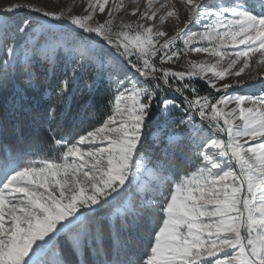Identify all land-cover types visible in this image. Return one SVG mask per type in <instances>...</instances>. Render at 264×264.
Masks as SVG:
<instances>
[{
    "label": "snow or ice",
    "instance_id": "snow-or-ice-1",
    "mask_svg": "<svg viewBox=\"0 0 264 264\" xmlns=\"http://www.w3.org/2000/svg\"><path fill=\"white\" fill-rule=\"evenodd\" d=\"M50 4L0 8L5 17L27 9L64 25H48L50 40L37 46L40 20L21 17L12 32L3 22L0 84L10 68L31 81L34 54L51 64L68 42L72 53L46 130L58 153L0 159V264H70L69 254L85 253L80 264H264V87L235 91L257 54L249 78L264 85V0ZM22 35L29 40L21 58ZM88 66L114 85L109 110L89 129H63L66 102ZM156 113L165 121L157 133L169 117L173 128L153 163L145 129ZM10 134L19 128L0 122V137ZM185 142L194 163L180 168L177 159L173 170L168 153ZM145 173L155 178L147 196L138 191Z\"/></svg>",
    "mask_w": 264,
    "mask_h": 264
},
{
    "label": "trees",
    "instance_id": "trees-1",
    "mask_svg": "<svg viewBox=\"0 0 264 264\" xmlns=\"http://www.w3.org/2000/svg\"><path fill=\"white\" fill-rule=\"evenodd\" d=\"M3 59L2 54L0 60ZM63 65L59 63L51 66L47 59L34 54L31 64L34 78L31 81L23 71L9 69L7 82L0 84V122L6 121L10 128L18 127L19 134L0 137V159L13 152L27 159H38L58 153V146L50 142L46 130L52 109L58 105L55 97L56 82L68 72ZM83 73L84 71L80 73L79 78L83 76ZM87 87L77 82L73 88V94L65 105V117L59 121L61 128L66 130L89 129L97 124L103 113L108 112V101L113 91L111 85L101 78L90 87L89 92ZM148 137L146 144L150 141L151 134ZM147 145H145V154L148 157L150 156L155 161L157 157L163 158V151L158 148V145L154 148L150 144ZM188 154L189 152L184 150L168 153V159L173 161V170L176 169L175 160L177 159L180 168L187 166L190 160ZM118 220L119 218L117 222ZM65 249L67 250V233L65 234ZM89 258L87 253L83 257L73 254L67 256L70 264H80L81 259Z\"/></svg>",
    "mask_w": 264,
    "mask_h": 264
},
{
    "label": "rangeland",
    "instance_id": "rangeland-1",
    "mask_svg": "<svg viewBox=\"0 0 264 264\" xmlns=\"http://www.w3.org/2000/svg\"><path fill=\"white\" fill-rule=\"evenodd\" d=\"M143 2V0H142ZM12 3H35V4H43V3H49V6H52L50 4V0H0V8H4L7 7L8 5L12 4ZM24 16H30L32 19H38L41 21V23L43 25H45V30L43 31H37L32 39V43L37 45V46H44L46 44V41L50 40V37L48 35V32L46 30L48 25H52L53 27H61L62 26L53 23L52 21H50L47 18L44 17H40L38 14L29 12V11H22L19 12L16 16H1L0 15V30L3 29V22H7L8 24V31L12 32L15 30V24L16 22ZM67 23V22H66ZM167 30H169L170 32L172 31L171 26L169 24ZM29 40V37H25V36H21V38L18 40V43L21 45V51H20V56L21 58L23 57V47L26 45L27 41ZM70 48H71V43L68 42L65 46H61L59 48H57L56 52H55V57H54V62L51 63V66L59 64V63H63V68H65V70L69 71L70 70V59H71V55L72 53L70 52ZM3 52H0V55H2ZM39 57L45 59L44 57H42L41 55L37 54ZM190 58L191 59H208L210 61H214V57H210L207 56V54H190ZM258 59V54L256 57H253V61H252V69L247 70L245 74H242L240 79H242L244 81V83H242L241 85L237 86L235 91H238L242 94H259L261 91V88L264 87V85H262L260 83V80L258 78H249V74L252 72V70L255 69L256 67V60ZM227 64V61H225V66ZM239 66V65H238ZM176 67V70H181L180 67L178 65L174 66ZM83 76L79 78V85L81 86H85L87 85L88 87V92L90 90V87H92V85L96 84L101 78L105 79L109 85H111V87L114 89V85L110 84V82L108 81L106 76H101L99 74L96 73L95 69H93V66H88L86 67L84 70ZM82 71V72H83ZM261 72H264V66L261 67L260 69ZM92 76L94 77V82L90 81L89 77ZM234 77H228V80L231 81L233 80ZM201 83H203V81H200ZM112 89V90H113ZM204 89L207 90V86L204 85ZM231 91V90H230ZM175 115V113H173V116ZM197 123L199 122V118L197 117ZM165 121L164 119L159 115V113H156L152 120L148 123V126L145 129V132L148 134V136L151 134L150 137V141L147 143L148 145L150 144L152 148H154V146L158 145L159 149H163L165 147H168L167 144V135H168V130L173 128V124L171 122V117H169V122H168V127L167 129H165L162 133H157V127L161 124H164ZM176 123H178V121H176ZM185 130V126L181 125L180 128L178 129V131L180 132H184ZM154 136H159V140L158 142H154ZM146 144V145H147ZM147 145V146H148ZM146 148V146H145ZM177 150L181 151H188L189 152V157L190 160L187 163L186 167H190L192 163H194V156H192V153L188 150L186 142L181 145ZM172 152L171 150L169 151V153ZM164 155V153H163ZM145 156L147 157V159L149 161H152L153 163L155 162V160L153 158H151L150 156L148 157L146 154ZM152 164H149V168L151 169ZM154 177L150 174V173H145L142 177H141V186L139 188V194L141 195H148V188L150 187V182H154ZM134 194L137 193V190L134 189L133 190Z\"/></svg>",
    "mask_w": 264,
    "mask_h": 264
},
{
    "label": "water",
    "instance_id": "water-1",
    "mask_svg": "<svg viewBox=\"0 0 264 264\" xmlns=\"http://www.w3.org/2000/svg\"><path fill=\"white\" fill-rule=\"evenodd\" d=\"M25 11H29V10H27V9H25ZM30 12V11H29ZM36 14V13H35ZM0 15L1 16H4V14L3 13H0ZM39 15V14H38ZM47 19H49L50 21H52L53 23H56V24H58V22H56V21H53L51 18H47ZM66 23V22H65ZM60 26H62V27H64V25H60Z\"/></svg>",
    "mask_w": 264,
    "mask_h": 264
}]
</instances>
